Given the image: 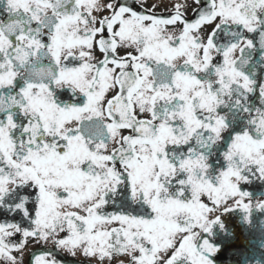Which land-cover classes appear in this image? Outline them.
I'll use <instances>...</instances> for the list:
<instances>
[{"label": "snow or ice", "instance_id": "snow-or-ice-1", "mask_svg": "<svg viewBox=\"0 0 264 264\" xmlns=\"http://www.w3.org/2000/svg\"><path fill=\"white\" fill-rule=\"evenodd\" d=\"M253 181L264 0H0V264H211Z\"/></svg>", "mask_w": 264, "mask_h": 264}, {"label": "flooded vegetation", "instance_id": "flooded-vegetation-1", "mask_svg": "<svg viewBox=\"0 0 264 264\" xmlns=\"http://www.w3.org/2000/svg\"><path fill=\"white\" fill-rule=\"evenodd\" d=\"M241 189L250 194L252 201L264 200V183L253 181ZM202 239L217 249L208 257L211 264H264V211L253 210L250 217L239 209L222 212L219 223L210 234H202ZM58 258L65 264L71 260Z\"/></svg>", "mask_w": 264, "mask_h": 264}]
</instances>
